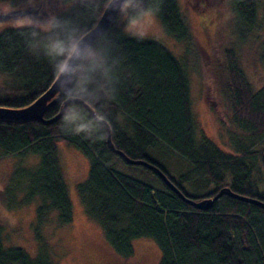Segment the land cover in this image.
Returning <instances> with one entry per match:
<instances>
[{
	"label": "trees",
	"instance_id": "16d2710c",
	"mask_svg": "<svg viewBox=\"0 0 264 264\" xmlns=\"http://www.w3.org/2000/svg\"><path fill=\"white\" fill-rule=\"evenodd\" d=\"M31 0H0L19 10ZM64 9L53 16L63 26L62 34L83 36L99 20L110 0H60ZM264 5V0H261ZM234 20L244 39L256 23V0H230ZM134 8L120 11L109 31L91 48L73 81H87L88 98L83 103L91 112L107 117L115 151L133 161L158 167L179 192L195 202L214 199L221 190L264 203V84L252 90L239 69L232 50L224 52L225 94L231 122L242 138L234 144L237 156L221 151L202 136L195 143L189 100L188 63L196 55V43L177 0H134ZM151 8L162 32L182 45L177 59L159 42L127 36L125 27ZM33 28L0 31V108L23 109L41 97L55 81L53 67L40 48L32 45L43 33L32 36ZM264 62V43L260 49ZM192 57V58H191ZM60 107H63L61 101ZM59 103L43 119L59 114ZM89 112L85 111V116ZM60 117L50 125L38 122L0 121V159L35 155L39 164L24 177L28 182L21 206L37 200L35 258L17 248H5L0 225V264H55L39 236L51 213L57 226L71 224V203L58 165L57 144L64 143L88 161L87 178L77 185L85 216L102 230L114 253L122 259L133 256L132 242L153 241L161 252L158 264H264V209L218 197L211 208L198 211L184 203L157 177L156 189L115 169L107 140L99 135L85 139L62 131ZM110 121V123H108ZM160 141L180 152L199 167L206 183L214 189L197 200L185 195L162 167L144 155L146 146ZM123 161V160H122ZM124 162V161H123ZM125 163V162H124ZM126 164V163H125ZM146 169V168H145ZM148 170V169H147ZM258 173L252 181L251 174ZM1 200L7 205L6 195ZM1 198V193H0Z\"/></svg>",
	"mask_w": 264,
	"mask_h": 264
},
{
	"label": "rangeland",
	"instance_id": "374dc122",
	"mask_svg": "<svg viewBox=\"0 0 264 264\" xmlns=\"http://www.w3.org/2000/svg\"><path fill=\"white\" fill-rule=\"evenodd\" d=\"M182 14L196 43L194 60L188 63L189 100L193 117V139L197 145L202 136L212 141L221 151L237 156L235 143L242 134L231 122L230 105L225 94L226 76L224 52L232 50L237 65L252 90L264 84V62L261 58V45L264 43V5L258 3L256 23L244 39L240 38L230 0H177ZM42 10L53 16L64 9L60 0H31L21 10ZM12 11L7 4H0V14ZM48 16V17H49ZM47 17V18H48ZM46 17L43 20L47 19ZM41 20V21H43ZM16 20L4 22L0 28L14 27ZM142 31L143 35L137 34ZM127 36L153 40L161 43L177 58L183 57L182 45L167 37L156 17L142 21L140 26L124 29ZM192 58V57H191ZM3 78L0 77V81ZM144 155L162 167L179 184L187 197L197 200L214 189L206 183L199 167L191 163L180 152L163 142L155 141L146 146ZM58 165L71 203L72 222L58 227L56 213H51L45 224L39 228V236L49 257L55 264H158L161 252L156 244L147 239L132 242L133 256L127 260L117 256L106 241L101 228L89 220L83 211L77 185L88 175V161L75 149L64 143L57 144ZM116 171L141 181L156 189H162L161 181L149 170L141 166L125 164L113 159ZM39 164V157L24 155L0 159V225L5 248H17L32 258L39 253L35 240L37 200L21 206L28 182L27 173H33ZM258 173L251 174L252 181ZM259 189H264V175ZM6 195L10 208L1 200Z\"/></svg>",
	"mask_w": 264,
	"mask_h": 264
},
{
	"label": "clouds",
	"instance_id": "9594fccd",
	"mask_svg": "<svg viewBox=\"0 0 264 264\" xmlns=\"http://www.w3.org/2000/svg\"><path fill=\"white\" fill-rule=\"evenodd\" d=\"M134 6V0H124L121 11L132 9ZM155 14L149 8L140 17L133 18L130 27H139L142 21H148ZM4 26V24H0V28ZM13 26L18 29L33 28L38 30L32 32L33 37L40 33L45 34L43 39L34 43L32 47L42 49L44 58L53 67V79L57 81L55 94L56 96L58 92L61 94L58 99L61 130L73 135H82L89 140H92L94 135H99V139L102 141L107 140L110 136L106 124L107 117L91 112L87 116L84 114L86 108L83 99L88 98L85 87L87 81L72 80V77L82 68V64L76 62L86 60L93 55L89 46H82L83 37L77 36L74 32L62 34L63 26L56 16H49L43 21L31 16H24L18 18ZM137 34L143 35V32L138 31ZM58 77H64V79L59 80ZM61 101L64 104L62 108L60 107Z\"/></svg>",
	"mask_w": 264,
	"mask_h": 264
},
{
	"label": "water",
	"instance_id": "95a60500",
	"mask_svg": "<svg viewBox=\"0 0 264 264\" xmlns=\"http://www.w3.org/2000/svg\"><path fill=\"white\" fill-rule=\"evenodd\" d=\"M124 0H110V2L107 4L105 7L104 11L102 12L99 20L95 24V26L89 30L87 33H85L82 41V46L87 45L90 48H92L96 42H98L108 31L109 29L113 26L115 23L119 12L121 11V5L123 4ZM31 14V10L26 9V10H12L9 11L6 14H0V24L4 22H8L10 20H17L20 17L24 16H29ZM83 61H77V64H81ZM59 80H63L64 77H58ZM73 80V77H72ZM57 81L55 80L52 85L49 87V89L41 96L39 97L35 102H33L31 105H29L26 108L23 109H18V110H8V109H1L0 108V121L1 120H7V121H18V122H38L43 125H50L58 120L60 117V112L59 114L49 120L45 121L43 119V116L45 112L51 108L52 106L56 105L58 102V99H60V93L58 92L56 96V88L55 84ZM86 110L88 112H91L90 109L84 104ZM64 107V104H63ZM93 113V112H91ZM107 129L109 130V127L107 126ZM110 134V130H109ZM107 146L108 149L118 155L126 164L128 165H134V166H141L152 173H154L163 183L171 190L173 191L184 203L190 205L194 209L198 211H206L209 208H211L213 202L223 194L229 195L232 199L249 203L251 205L258 206L262 209H264V203H261L257 200L254 199H249L246 197H242L239 195H236L228 190H221L217 197L214 199H206L202 200L199 202L192 201L190 199H187L184 197L179 190L167 179L165 174L156 166H154L151 163H148L146 161H133L126 157L123 153L119 151H115L114 147L111 143V138L107 139ZM262 162L264 165V153L262 154Z\"/></svg>",
	"mask_w": 264,
	"mask_h": 264
},
{
	"label": "flooded vegetation",
	"instance_id": "af4514ba",
	"mask_svg": "<svg viewBox=\"0 0 264 264\" xmlns=\"http://www.w3.org/2000/svg\"><path fill=\"white\" fill-rule=\"evenodd\" d=\"M31 10V14L29 16L33 17L34 19L37 20H43V18H47L49 16V13L46 11L42 10V5L39 4L37 8L35 9H29Z\"/></svg>",
	"mask_w": 264,
	"mask_h": 264
}]
</instances>
